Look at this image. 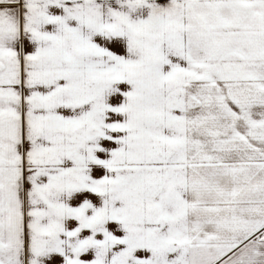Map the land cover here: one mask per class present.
I'll list each match as a JSON object with an SVG mask.
<instances>
[{
	"label": "snow or ice",
	"instance_id": "6c2138e0",
	"mask_svg": "<svg viewBox=\"0 0 264 264\" xmlns=\"http://www.w3.org/2000/svg\"><path fill=\"white\" fill-rule=\"evenodd\" d=\"M0 264H264V0H0Z\"/></svg>",
	"mask_w": 264,
	"mask_h": 264
}]
</instances>
